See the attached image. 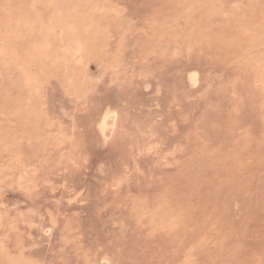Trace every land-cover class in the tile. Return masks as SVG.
I'll return each instance as SVG.
<instances>
[{"label": "rangeland", "instance_id": "1", "mask_svg": "<svg viewBox=\"0 0 264 264\" xmlns=\"http://www.w3.org/2000/svg\"><path fill=\"white\" fill-rule=\"evenodd\" d=\"M0 264H264V0H0Z\"/></svg>", "mask_w": 264, "mask_h": 264}]
</instances>
